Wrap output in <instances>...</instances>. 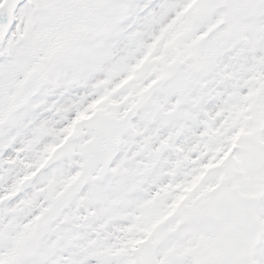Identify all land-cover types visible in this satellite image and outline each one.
Segmentation results:
<instances>
[{
    "label": "snow or ice",
    "instance_id": "1",
    "mask_svg": "<svg viewBox=\"0 0 264 264\" xmlns=\"http://www.w3.org/2000/svg\"><path fill=\"white\" fill-rule=\"evenodd\" d=\"M0 264H264V0H0Z\"/></svg>",
    "mask_w": 264,
    "mask_h": 264
}]
</instances>
